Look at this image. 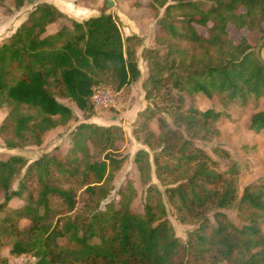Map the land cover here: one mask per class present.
<instances>
[{
    "label": "trees",
    "instance_id": "obj_1",
    "mask_svg": "<svg viewBox=\"0 0 264 264\" xmlns=\"http://www.w3.org/2000/svg\"><path fill=\"white\" fill-rule=\"evenodd\" d=\"M5 1L21 7L26 0H0V6ZM147 9L157 19L158 48L145 53L142 87L146 100L162 103L147 108L143 117L145 127L153 118L158 123L159 132L147 131L143 140L152 160L144 149L135 157L139 181L148 185L142 212L131 207L137 196L131 182L118 191L117 201L103 204L124 160L104 146V156L93 155L89 145L111 137V129L81 123L65 152L30 163L21 155L0 157V264L20 256L36 264H264V177L239 194V163L230 160L222 169L196 143L220 136L223 112L200 110L186 100L220 95L224 107L232 102L256 107L264 99V66L253 54L264 29L255 44L248 36L234 42L230 35V27L251 30L264 24V0H149ZM64 19L54 5L37 4L0 42V108H9L0 138L8 149L39 146L46 132L73 118L58 98L71 100L90 118L91 97L104 76L117 91L140 78L135 48L126 44L138 37L123 39L111 14L102 11L47 33ZM248 127L264 132V109L250 115ZM152 171L177 220L195 225L185 243L167 219ZM16 179L19 187L12 190ZM77 189L84 197L79 211ZM23 191L25 203L12 206ZM233 208L241 226L224 212ZM21 220L29 227L19 229Z\"/></svg>",
    "mask_w": 264,
    "mask_h": 264
},
{
    "label": "rangeland",
    "instance_id": "obj_2",
    "mask_svg": "<svg viewBox=\"0 0 264 264\" xmlns=\"http://www.w3.org/2000/svg\"><path fill=\"white\" fill-rule=\"evenodd\" d=\"M149 0H102L100 5L93 6L91 9L85 11L83 16H93L96 14L97 8L100 12L106 11L118 22L122 32V38L126 39L128 36L136 35L138 40H131L126 44L129 47L135 48V60L140 70V78L124 87V89L117 91L114 86L115 83L108 75L102 78V84L94 93H100L102 100L103 95H111L113 98L112 104L107 107L94 106V114L90 118L79 110L75 104L65 98H58V100L69 106L73 111V118L67 122L66 125L58 126L43 135V141L39 146H27L14 149L5 147L0 138V157L6 158L10 155L24 156L28 162L40 159L46 155H52L54 152L67 151L72 145V134L77 126L81 123H91L96 126L110 127L111 137L100 141L98 144L89 145L90 152L95 156H104L102 147L111 148L107 153L116 159L122 158L124 161L119 170L114 173L112 184V191L109 197L103 204L109 201L118 200V191L124 187L125 184L131 182L137 191L136 199L133 201L131 207L133 211L142 212L144 194L148 185L140 183L138 172L135 164L136 153L140 149L146 150L150 159L152 160V151L143 143L147 131L154 133L159 132L158 123L153 118L148 123L147 127L144 125V112L156 108L162 102L160 99L154 97L152 99H145V92L142 84L147 77V60L145 53L148 49L158 48L154 42V33L156 31L157 19L148 11L147 3ZM52 2V0H26L21 7H16L13 1H5L0 6V42L10 36L16 29L20 18H26L28 13L37 5L41 3ZM99 15V14H98ZM81 19V18H80ZM122 20L121 22L119 20ZM68 20V19H67ZM81 19L80 22L84 21ZM70 25L74 20H68ZM66 23V19L60 20L47 28V33L54 32L62 24ZM130 28L137 32L136 34L126 35L128 31L124 27ZM264 29V24L260 22L251 30L243 29L236 30L230 27V35L234 42H239L242 36H248L250 43L255 44L257 34ZM200 32H204L203 28L199 27ZM164 53V51H161ZM264 58V50L262 51ZM189 105L200 110L207 108H215L223 112L219 119L220 136L212 141H197L212 158L218 161L222 169L228 167L230 160H235L239 163L238 175V193L241 194L243 188L249 184L259 182L264 177V134L254 133L249 130V118L256 110L264 109V100L258 106L254 107L252 103L243 106L239 102H232L223 106L225 98L220 95L208 99L202 95H196L193 98L186 96ZM9 108L4 106L0 108V125L7 116ZM159 112V111H157ZM170 126H172V119L165 113L161 112ZM217 147L221 150L220 154L214 153L213 148ZM224 150V152H222ZM228 156V157H227ZM152 184H154L161 192L162 199L167 211V219L172 224L175 235L185 243L187 241V234L194 228L195 225L183 224L177 220L176 212L170 206L164 195L165 187L161 185L152 171ZM20 184V179H16L12 185V190H17ZM27 194L22 192V199L13 198L10 203L12 206H18L25 203ZM83 192L77 189V208L82 206ZM3 202V192L0 191V203ZM228 216L239 226L244 221L237 216L236 209L224 211ZM1 216V213H0ZM30 222L28 220H21L19 222V229L24 230L28 228ZM264 232V223L262 225ZM6 254V247L2 250ZM10 264H36L34 258H23L20 262L16 258H12Z\"/></svg>",
    "mask_w": 264,
    "mask_h": 264
},
{
    "label": "crops",
    "instance_id": "obj_3",
    "mask_svg": "<svg viewBox=\"0 0 264 264\" xmlns=\"http://www.w3.org/2000/svg\"><path fill=\"white\" fill-rule=\"evenodd\" d=\"M101 1L102 0H52V2H48V3L54 5V7H56L59 11H61L63 14H65L67 16L68 20H74V21L80 22L81 19L83 20V17H84V19H87L89 17L98 16V14H100L99 13L100 8L95 9L97 13L94 14L93 16L85 17V16H83V14L85 13V11L91 9L93 6L100 5ZM20 19H22V20H20V22L17 24V26L25 18L23 17ZM67 19H66V23H64V24L70 25V23H68L69 21ZM119 21L121 22L122 20L120 19ZM116 23L118 24L117 21H116ZM118 26H119V24H118ZM119 29H120V27H119ZM124 29L128 31V34H126V35H132V34L137 33L134 30H130V28H128L127 26L124 27ZM120 31H121V29H120ZM121 34H122V32H121ZM8 37H9V35H8ZM262 100H264V99H260L259 104L262 103ZM259 134L263 135L264 132H261ZM20 257H22V256H20ZM20 257L16 258V260L19 259Z\"/></svg>",
    "mask_w": 264,
    "mask_h": 264
},
{
    "label": "built area",
    "instance_id": "obj_4",
    "mask_svg": "<svg viewBox=\"0 0 264 264\" xmlns=\"http://www.w3.org/2000/svg\"><path fill=\"white\" fill-rule=\"evenodd\" d=\"M99 94L100 93H93L92 94L91 100H92L93 105L95 104L97 106L101 105V107H107L108 105L112 104L113 98L110 94L109 95L108 94L103 95L102 100H99L101 98V95H99ZM23 258H24V256L20 257L18 259V261L22 262Z\"/></svg>",
    "mask_w": 264,
    "mask_h": 264
},
{
    "label": "water",
    "instance_id": "obj_5",
    "mask_svg": "<svg viewBox=\"0 0 264 264\" xmlns=\"http://www.w3.org/2000/svg\"><path fill=\"white\" fill-rule=\"evenodd\" d=\"M107 1H108L107 3L110 2V0H107ZM263 46H264V36L261 37V38L257 41V43L255 44V46H254V48H253V54H254L255 59H256L261 65L264 66V58H263L262 55H261V50H262Z\"/></svg>",
    "mask_w": 264,
    "mask_h": 264
}]
</instances>
